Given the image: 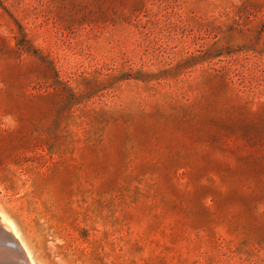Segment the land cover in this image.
<instances>
[{
	"label": "rangeland",
	"instance_id": "1",
	"mask_svg": "<svg viewBox=\"0 0 264 264\" xmlns=\"http://www.w3.org/2000/svg\"><path fill=\"white\" fill-rule=\"evenodd\" d=\"M0 213L32 264H264V0H0Z\"/></svg>",
	"mask_w": 264,
	"mask_h": 264
},
{
	"label": "bare ground",
	"instance_id": "2",
	"mask_svg": "<svg viewBox=\"0 0 264 264\" xmlns=\"http://www.w3.org/2000/svg\"><path fill=\"white\" fill-rule=\"evenodd\" d=\"M13 224L0 213V264H32L26 251L25 257L19 254L20 246L17 247L16 239L18 230L16 231Z\"/></svg>",
	"mask_w": 264,
	"mask_h": 264
}]
</instances>
